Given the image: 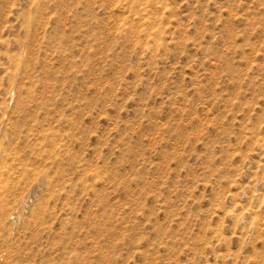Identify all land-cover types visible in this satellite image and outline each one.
Instances as JSON below:
<instances>
[{"label":"rangeland","instance_id":"1","mask_svg":"<svg viewBox=\"0 0 264 264\" xmlns=\"http://www.w3.org/2000/svg\"><path fill=\"white\" fill-rule=\"evenodd\" d=\"M0 264H264V0H0Z\"/></svg>","mask_w":264,"mask_h":264}]
</instances>
